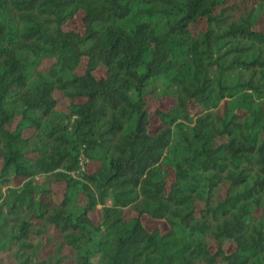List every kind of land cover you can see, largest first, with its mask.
I'll use <instances>...</instances> for the list:
<instances>
[{
  "label": "trees",
  "instance_id": "trees-1",
  "mask_svg": "<svg viewBox=\"0 0 264 264\" xmlns=\"http://www.w3.org/2000/svg\"><path fill=\"white\" fill-rule=\"evenodd\" d=\"M261 23L264 0H0V264H264Z\"/></svg>",
  "mask_w": 264,
  "mask_h": 264
},
{
  "label": "rangeland",
  "instance_id": "rangeland-1",
  "mask_svg": "<svg viewBox=\"0 0 264 264\" xmlns=\"http://www.w3.org/2000/svg\"><path fill=\"white\" fill-rule=\"evenodd\" d=\"M235 2H241L242 0H233ZM80 28V27H79ZM260 29L264 30V23H261L259 26ZM151 88H155L158 91V94L161 95L163 94V92L166 89V85L164 83V81L162 79H155L152 81V85ZM150 88V89H151ZM146 224L150 227V228H160L162 225L158 222H150V221H146ZM228 249L232 250L233 249V245L229 244L228 245Z\"/></svg>",
  "mask_w": 264,
  "mask_h": 264
}]
</instances>
